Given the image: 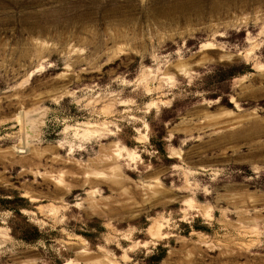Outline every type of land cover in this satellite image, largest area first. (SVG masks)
<instances>
[{"label":"rangeland","instance_id":"rangeland-1","mask_svg":"<svg viewBox=\"0 0 264 264\" xmlns=\"http://www.w3.org/2000/svg\"><path fill=\"white\" fill-rule=\"evenodd\" d=\"M0 264H264V0H0Z\"/></svg>","mask_w":264,"mask_h":264},{"label":"trees","instance_id":"trees-1","mask_svg":"<svg viewBox=\"0 0 264 264\" xmlns=\"http://www.w3.org/2000/svg\"><path fill=\"white\" fill-rule=\"evenodd\" d=\"M227 66H228V71L225 76H227V78H230V79L238 75H242V74L252 71L251 67L244 63L241 64L240 66H236L235 64L227 65ZM20 200H22V198ZM31 227L35 230V233L33 235L27 234V231L18 232L15 230V228H12L11 233L12 235L16 236L19 239L30 241V240L37 238V229L33 226Z\"/></svg>","mask_w":264,"mask_h":264},{"label":"bare ground","instance_id":"bare-ground-1","mask_svg":"<svg viewBox=\"0 0 264 264\" xmlns=\"http://www.w3.org/2000/svg\"><path fill=\"white\" fill-rule=\"evenodd\" d=\"M26 131H27L28 133H32V132H30L29 130H26ZM28 133H27V134H28ZM20 146H21V145H20ZM22 146H23V145H22ZM19 149H21V148H19ZM19 151H22V150H19ZM22 153H23V152H22Z\"/></svg>","mask_w":264,"mask_h":264}]
</instances>
